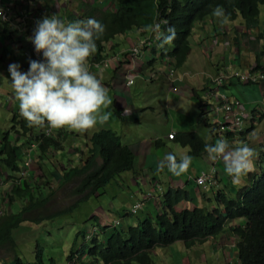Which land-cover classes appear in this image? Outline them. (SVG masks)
I'll list each match as a JSON object with an SVG mask.
<instances>
[{
	"label": "trees",
	"instance_id": "16d2710c",
	"mask_svg": "<svg viewBox=\"0 0 264 264\" xmlns=\"http://www.w3.org/2000/svg\"><path fill=\"white\" fill-rule=\"evenodd\" d=\"M44 1L47 10L54 8V5L51 6L54 0ZM217 6L225 10L229 20L235 21L241 16L248 29H252L257 26L259 7L264 6V0H82L84 18H95L106 26L103 36L96 41L97 49L90 63L101 64L106 58L103 44L115 36L141 30L157 22L162 23L163 29L167 27L164 24L167 21L175 26L177 37L170 45L171 48L161 56L168 58L172 66L180 69L186 64L192 51L190 39L195 24L213 15ZM126 57L128 60L125 63L130 64L129 55L126 54ZM194 96L195 99L198 98ZM197 101L201 117L204 110L201 102ZM16 119L17 115L13 118L14 124L10 131H4L0 138V151L5 155L2 160L14 172L19 171L20 155L25 144L18 146L16 139L10 138V135L23 134L16 129L17 123L20 124V129L27 130L25 120ZM89 131L86 146L88 156L80 159V165L71 167L70 170L64 168L62 172V182H74L73 192L82 195V200L101 195L99 190L118 175L127 171L136 173L135 149L132 146L120 140L112 129L96 127ZM63 134L65 136L59 133L58 137L30 135L24 143L38 142V151L42 157L50 149H66L68 139ZM175 136V140L179 139L181 143L190 145L192 156L197 157L205 150L206 143L195 131L178 132ZM260 161H264L262 153ZM189 183L194 190L195 187L201 190L192 181ZM33 190L34 185L29 186L28 182L12 187L10 201L24 200L26 205L16 213L0 216V250L11 249L15 245L14 230L22 224L53 220L71 211L66 209L48 214L42 208L50 201L49 196L38 197ZM194 190L170 187L159 192L156 197H147L145 202L154 203L156 200L154 217L147 212L144 220L136 225L120 228L111 226L110 223L106 225V222L103 226H98L104 237L99 239L93 231L87 238L88 243H83L77 252L78 257L86 255L87 264H154L152 256L158 248H167L181 242L186 249H192L209 239H222L227 234L235 240L238 258L235 264H264V167L259 172L251 173L249 184L241 188L235 198H229L227 192H218L214 199H208L211 204L209 207L196 203L192 197ZM184 202L190 203L180 207ZM31 213L39 214L41 218L29 219L27 216ZM127 215L133 214L129 212ZM51 260L55 264L54 259ZM17 261L16 264L24 263ZM33 264H45V255L40 250L36 253Z\"/></svg>",
	"mask_w": 264,
	"mask_h": 264
},
{
	"label": "crops",
	"instance_id": "0c3cea01",
	"mask_svg": "<svg viewBox=\"0 0 264 264\" xmlns=\"http://www.w3.org/2000/svg\"><path fill=\"white\" fill-rule=\"evenodd\" d=\"M7 1L10 2V0ZM2 2H5V0H2ZM263 9L264 6L260 7L259 22L257 26L252 29H248L241 18L234 22H230L227 19L226 23H222L220 18L216 17L214 14L207 17L203 21L196 23L190 39L192 51L186 64L193 63L199 72L201 70V64L204 63L203 60L207 59L208 62L212 64L211 66L218 71V75L226 68L240 71L253 68L256 65L264 67V11L263 13L261 12ZM4 29V25L0 24V42L5 43V48L0 45V53H4L7 56L6 61L0 60V95L3 93L7 97V112L9 115L7 117V121H9V117L11 116L10 128H12L14 124L13 118L17 113L19 101L15 99L16 96L12 88L11 77L8 82V93L1 89L3 81L2 78L10 76L8 67L11 63L20 64V70L23 71V50L16 49L12 44V39H4V33H2ZM12 30L14 29L12 28ZM22 33L15 31V35L17 36H20ZM130 33L133 34L130 35ZM139 36L140 31L134 30L123 36V38L122 36L114 38L113 42H117L119 44H112L109 54L113 56L116 55L117 57L122 56V61L120 62L123 63L117 62V67L113 66L108 70L100 69L102 71L95 74L107 88L108 97L112 101L110 105L106 107L102 106V113L110 112L116 117L114 118L111 114L109 119L103 123L97 120V124L93 128L103 127L112 129L119 135L120 140L135 149L136 176H134L131 172H128L130 174L125 176L132 186L137 187V191L131 192V196L136 197V195L139 194L138 197H140V195H144L145 192H149L151 190L155 192V189L162 191V188L166 190L170 187L185 188L192 191L194 190V187H192L193 185H191L189 181L194 183V179L196 178L198 171L200 169L211 167L212 165H215L217 169L218 178L217 187L213 190H225V192L228 190L229 193H231L236 187H243L242 185L244 183L248 185L249 174L243 178V181L239 184V186L234 185L231 177L226 173L225 164L222 159L217 160L216 162L211 160L205 150L202 151L200 155H197L199 157H194L191 155L192 149L189 144H183L179 141V139L175 140L168 138L170 132H175L177 134L178 132L183 133L185 131H195L201 136L205 143H213V141L216 142L217 139L214 138L213 134L209 133V126L200 119V110L197 109L194 96L195 93L200 95V92L208 85L209 82H211L212 79H209L202 84L199 80H196V78L193 79L191 77L189 80H185L184 77L178 78V89L177 85L170 86L166 83L168 81V83L171 84L167 75H165L166 81L160 77L158 80H155V83L167 84L169 89H173V91L176 90V94H171V90H169L171 96H173L172 99L165 101L163 99H159L158 95H156V90H160L161 86L157 85L155 91H148L149 84L153 81H148L147 77L149 75V71L153 70L156 65L154 63H149V61L154 58V50L156 49L157 52H159L161 48L154 44L152 49L147 51L141 59L136 60L134 63L124 64V55L127 54L133 45H135ZM124 41H126L127 44L120 43ZM92 58L93 56L89 57L86 62L92 60ZM214 62H216V64H214ZM157 64H162V62L157 61ZM127 71L130 72L131 75L136 74L135 76H138L137 79L141 78L145 82L136 87L133 95L132 90L127 89V86L125 85ZM106 74H109V76L107 75V78L105 76ZM118 78H122V80L117 82ZM233 81L234 80L226 84L225 91L230 89L231 92V94L227 96L240 100L245 105L248 112L255 117V119L259 120L258 126H260L264 122V118L261 117V115L264 114L261 102L264 100V86H247V89L244 91L246 98L238 97V93H236L233 89ZM145 93L149 96L144 98V102H142L141 106L135 105L136 99L144 97ZM151 100H155V102L150 103ZM10 101L13 103L11 104ZM3 129H6V126H0V138L2 136L1 132ZM74 131L75 133L70 135V139L72 140L69 141L71 145L69 152L66 153L63 150L61 153L58 152L61 156H53V159H57L59 161V165H55L53 163L50 159L52 155H49V152L47 155L40 157V152L37 150L35 161L41 165L39 168H31L28 173L33 174V185L36 184L37 189L39 190V192L38 190H35L34 192L37 195L40 193L38 197L48 195L53 190V184L50 182V178L48 176L52 173V167L53 170L55 169L59 171L61 173L60 176H62L64 168L80 165L79 158H83L85 155H88V148L86 146L90 131ZM252 132L253 134L250 136L249 145L256 150L257 156L254 158V171H258L261 167H264V161L259 162L260 154H264L262 152V149H264V142H262V133H259L258 129H255ZM61 135L64 134L61 132ZM11 137L12 136L10 135V138ZM19 137L20 136H16L18 144L21 143ZM230 145L233 144L230 143ZM76 147H78V151L75 149ZM81 149H83V151H81ZM49 151H51V149ZM85 151L86 154H84ZM168 154H175L178 159L184 154H188L192 157V164L188 171L189 175H185L186 180L182 181L180 179L181 175H173L167 167H164L162 171H158V166L165 162V158ZM3 157L2 151H0V216L7 213H13V209L17 210V202L20 201H10L9 199L6 201L3 198V195L6 194L8 190L10 192L16 183L14 175L12 176L14 171H11L9 166L2 160ZM49 163L51 164L50 167H48ZM47 169H49V171ZM149 170L157 172V179L154 178L153 175H148ZM43 181H49V183L44 185ZM158 182L159 185H157ZM211 191L212 190H209L205 193L195 187L192 197L195 198L198 205L209 207L211 204H209L208 199L213 196ZM155 194L157 195L158 193L155 192ZM155 201L156 200H154V203ZM189 203L190 202H184L180 207L188 206ZM22 205L23 203L21 202L20 209L23 207ZM152 208L154 207L148 205L146 212L152 213ZM72 212L73 211H70L66 215ZM99 212H101L100 216H98ZM90 215L95 222V224L91 226V230L98 233L97 237L101 239L104 237V234L98 230V226H103L106 222L107 225L110 222L107 220L103 210H93L88 216ZM77 233V238L79 236L82 238L85 236V233L83 232L77 231ZM220 240L221 238L209 239L204 243H213L211 249L213 248L214 251L219 252ZM76 243V241H68L64 243V247L68 248L70 251H77ZM200 247L201 245L198 244L190 250L187 249V252L190 255H196L198 252L202 255ZM169 252L174 253L175 251L168 249V253ZM175 253L179 254L178 252ZM184 258L183 264H185ZM188 258L189 264H198V262H201L198 257H194L192 259L190 257ZM194 260H196V262H194ZM163 263L167 264L166 260Z\"/></svg>",
	"mask_w": 264,
	"mask_h": 264
},
{
	"label": "clouds",
	"instance_id": "9594fccd",
	"mask_svg": "<svg viewBox=\"0 0 264 264\" xmlns=\"http://www.w3.org/2000/svg\"><path fill=\"white\" fill-rule=\"evenodd\" d=\"M13 1L14 3H27L28 5L31 2H36L39 5L43 3L44 6L40 7V10L38 11H43L46 9V3L44 0ZM53 5L55 8L58 7L59 3L57 0H54L53 3L51 2V6ZM54 11V8L47 10V13L44 14L45 16L43 18L39 17L36 23L31 26L30 30H28L26 33H22L20 36L15 35V31L12 30L10 23L0 19V24L4 25L5 27L2 32L4 33V39H12V44L14 47L18 50H23L22 55H24V52L26 51V44L30 39L34 45L36 53L42 54L43 57L42 60L29 59V61H25L23 58V71L20 70V64H9L8 71L10 76L4 77V79H7V86L11 77L12 88L16 96L15 99L19 101L16 113V121H19L22 118L25 120V124L27 125V130L23 131L20 129V124L17 123L16 129L23 134L12 135V138L16 139V136H20L19 138L21 143L25 144L23 147V153L21 155H23V159L25 156H29L31 158L30 164L26 168L24 174L22 173L25 170L23 166V159L21 160L20 158L19 171H16L12 174V176L14 175V180H16L15 186H18L19 184L22 185V183L27 184V182L29 186L33 185V175H31L29 180L26 178L30 169L33 168L31 167V162H33L36 158V152L38 150L39 143L35 141L24 143L27 141V138L30 135L42 134V136L47 137H58L59 133L62 132L67 135V139L69 141L70 135L75 133L74 130L78 132H86L97 124V120L103 123L109 119L111 113H102V106L106 107L110 105L112 101L108 97L107 88L92 72L99 71L100 69L108 70L113 66L117 67V62L123 63L120 62L122 61V56L117 57L116 55L113 56L109 54L110 48L112 44H119L117 42H113L114 38L125 36L131 32L129 31L127 34L117 35L111 41L103 44L105 46L103 53L106 55V58L102 60L101 64L90 63L91 60L86 62L88 58L94 55L96 52V41L103 36L106 26L102 22L92 17L86 19L84 17H82L83 19L74 18L72 21H69V14L66 19L63 20L58 16H54L56 13ZM0 15H2V10H0ZM214 15L220 18L222 23L227 22L228 18L225 15V10L221 6H217V8L214 9ZM239 18H241L245 26L248 27L246 21L241 16H239L237 19ZM229 21L234 22L231 20ZM164 24L167 25V27L163 29L162 23L157 22L152 25H147L146 28L141 30H136L140 31V36L137 38L135 45L130 48L127 54L129 55L130 63H134L136 60L141 59L147 53V51H150L154 44L157 45L161 49L159 52H157L156 49L154 50V58L151 61L154 64H157V61H161L164 66L169 68V74L166 75L171 85L174 86L177 85L178 81V78L174 79L173 77L174 74H176V67L171 65L168 58L162 57L161 55L162 53H166L169 50L164 48L166 45L173 44V41L177 37V33L175 26L168 24L167 21H164ZM120 43L127 44L126 41ZM107 44L109 45L107 46ZM0 45L5 48L4 42H0ZM134 48H136L134 50L136 53H139L140 51V54L137 57L132 56V51ZM6 58L7 56L4 53H0V60L6 61ZM127 60L128 59L125 54L124 63L127 62ZM104 63H107L108 66H103ZM214 64H216V62H214ZM93 65H98V67L94 68ZM92 68H94V70ZM254 74L264 75V67H259L256 65L253 68L240 71L226 68L221 71L215 79H212L206 87H204V89L200 92V95L195 93V95L198 97L197 99L203 106L204 114L200 117V119L205 124H207L205 117L207 109L209 107H214L217 104H221L219 98L222 96H225L230 102L238 101L242 106V111L244 112L247 121L246 127L243 128V130H239L238 132L232 131L231 133L223 135H213L214 138L217 139L216 142L213 141V143L205 144V151L211 160L215 162L217 160H223L226 173L231 177L232 183L234 185L241 184L243 178L248 174L250 180L251 173L260 171H254V158L257 156V153L256 150L249 145V136L251 135L250 131L253 127H255L258 119H255V117H253L248 112L245 105L240 100L234 97H228L224 92L226 89V84L230 83L232 80H237V82L246 86H264V78L258 79L256 76H254ZM135 75H131V73L127 71L125 79L126 86L128 79L133 77V84L131 86H127L128 89H131V87L134 85L135 80L138 77ZM189 76H192V73H189ZM152 77L153 76L149 74L147 80L151 81ZM242 77H249V79L246 80ZM175 91L176 90H174V92ZM203 91L205 92L203 93ZM197 99H195V101L198 109ZM261 117L264 118L263 114ZM250 126L252 128H250ZM47 127L51 129L49 133H47ZM171 133H174L173 137H170ZM209 133L213 134L211 128H209ZM175 134V132H170L168 138L176 139ZM17 140L18 139H16V141ZM21 143L18 144L17 141L18 146L21 145ZM230 143L235 146L230 145ZM2 155L5 156L3 153ZM80 159L81 157L79 158V163ZM259 162H261L260 157ZM191 164L192 157L188 154L180 156L179 159L175 154H168L165 158V162L158 166V171H162L164 167H167L173 175L180 176L189 171ZM212 169H214L215 173L213 178L209 179L208 185L204 188L198 186L197 179L199 172L201 170L209 171ZM127 172H131L134 174V176H136L134 171ZM198 175L194 179V183L199 189H201V191L205 193H207L209 190H212V199H214L216 193L225 192V190H213L218 184L217 169L215 165L200 169L198 171ZM48 183L49 181H46L44 182V185ZM35 190H38L36 184H34L33 191ZM154 191L159 194V192L161 193L164 190L162 188V191L158 189H155ZM10 192H12V189ZM155 192L152 190L145 192L144 197L137 202L144 203L147 197L154 195L156 197L157 195ZM39 194L40 193H38V195ZM136 203L132 205V208ZM42 209L48 214L52 211L49 204H46V206ZM130 212L132 213V211ZM36 217L41 218L39 214H37ZM29 223L33 224L34 222L29 221ZM115 223L110 222V225L119 226V223L117 225H115ZM15 245H13L11 249H13ZM80 247L77 249V251L74 250L70 252L71 259L68 260L67 258V264L88 263V258L86 255L82 258L78 257L77 252L79 251ZM39 250L40 247L37 248L35 253H37ZM85 259L86 262H84ZM17 260L23 263L19 258L16 257V262H18Z\"/></svg>",
	"mask_w": 264,
	"mask_h": 264
},
{
	"label": "rangeland",
	"instance_id": "374dc122",
	"mask_svg": "<svg viewBox=\"0 0 264 264\" xmlns=\"http://www.w3.org/2000/svg\"><path fill=\"white\" fill-rule=\"evenodd\" d=\"M44 2V1H43ZM59 3L58 7L55 8L56 13L54 16H58L61 19L65 20L68 16V20L72 21L75 19H83V11L81 7L82 0H57ZM44 6L43 3L40 4V7ZM264 9L261 10L263 13ZM73 14V15H72ZM263 15V14H262ZM45 15L41 14L40 18H43ZM133 33H130L132 35ZM123 38V36H122ZM109 44H107L108 46ZM171 46H165L164 49H169ZM204 63L201 64V70L198 72L196 69V66L193 63H187L180 69H175L176 74H174V79L176 78H182L184 77L185 80H189L191 77L196 80H199L200 83L204 84L209 79H215L218 76V71H216L215 68H213L211 63L208 62L207 59L203 60ZM102 71V70H99ZM99 71L92 72L93 74H97ZM189 73H192V76H189ZM149 74H151L152 77V83L149 84V90L148 91H155L156 86L159 85L160 90H156V95H158L159 99L170 100L173 98L171 94H176L173 89H169V86L171 84L166 82L167 84H161V83H155V80H158L160 77H162L165 80V75L169 74V68L162 64H156L154 69L149 71ZM107 75L106 74V78ZM103 76V75H102ZM194 76V77H193ZM2 87L1 89L8 93V86H7V79L2 78ZM122 80V78H118L117 82ZM1 81V78H0ZM166 81V80H165ZM145 83L141 78H138L135 82V86L133 85L131 87L132 95L135 91L136 87L139 85H142ZM178 89L179 86L177 85ZM128 89V87H127ZM233 89L238 93V97H245L244 91L247 89V86L240 84L237 82V80L233 81ZM171 90V94L170 91ZM147 93V92H146ZM144 94V97H139L136 99L137 106H141L142 102H144V98L148 97ZM226 95H230V89L225 91ZM237 96V95H236ZM246 98V97H245ZM151 102H155V100H151ZM262 102V108L264 109V100ZM13 102H11L12 104ZM10 104V105H11ZM9 105V106H10ZM8 100L7 97L2 93L0 95V126L4 127L6 126V129H3L1 134L4 131H10L11 127V116L9 117V121H7L8 112ZM113 115V113H111ZM115 118L116 116L113 115ZM264 117V114H263ZM259 120L255 127H251V134H253V130L258 129L259 133H262V139L264 142V122L258 126ZM258 133V134H259ZM255 134V133H254ZM256 135V134H255ZM251 136V135H250ZM249 136V138H250ZM70 139L69 141H71ZM66 143V149L64 150L66 153L69 152V149L71 147L70 142ZM83 151V149H81ZM61 150H53L49 152V155L51 156V160L55 165H59V161L57 159H53V156H61L60 153ZM262 152L264 153V149H262ZM86 154V151L84 152ZM88 156V155H87ZM85 155L86 158L87 157ZM199 157V156H197ZM21 160L23 159V155H20ZM100 161V159H98ZM41 164H39L37 161L31 162V167L39 168ZM51 164H48V167H50ZM68 167V166H67ZM71 167L69 166L67 169L70 170ZM49 171V169H47ZM52 173L49 174L50 182L53 184V190L48 195L50 198V201L48 204L50 205V208L52 212H61L66 209H70L73 211L72 213L55 218L53 220H47L41 223L42 221H39V223H33L30 224L29 222L22 224L19 228L14 230V239H15V247L10 250L2 249L0 250V264H16V257L19 258L24 263H30L33 264L35 262L36 258V250L38 247H40V251L44 253L45 255V264H53L51 259H54L55 264H67V258L70 255V250L68 248L64 247V243L68 241H76V249L80 247L83 243H88L87 237L93 233L91 230V226L95 224L94 220L92 219L91 215H89L90 212L93 210H103L104 214L106 215V218L109 222H118L119 227H127L128 225L138 224L140 221L144 220L147 212L146 208L148 205L154 207V204L152 201L150 202H144L142 205V209L138 212L136 215H127L131 211L132 205L136 203L137 201L141 200L144 195L137 194L135 196H131V192L137 191V187L132 186L129 181L125 178V176H128L130 173L124 172L118 176H116L115 179H113L109 185H107L105 188L99 190V193H102L99 196H91L90 198L86 200H82L83 196L80 194H75L73 192L75 183L74 182H68V184H65V182H62V176L61 173L57 170H53L52 167ZM13 174V173H12ZM31 173H28L27 180L31 178ZM123 175V178H122ZM148 175H153L154 178L157 179V172L156 171H148ZM185 175L188 176L189 173L186 172L181 175V180H186ZM7 181V180H5ZM46 182V181H43ZM159 185V182L157 183ZM155 185V186H157ZM239 186V185H237ZM243 187H236L234 191L229 193L227 190V196L229 198H235L237 196V192L241 189L246 187L247 185L244 183L242 185ZM193 187V186H192ZM164 190V188H163ZM194 194V193H193ZM12 195V192L7 191L6 194L3 195V198L7 201V199L10 198ZM23 203L22 206L26 205V201L20 200L17 202V210L20 209V203ZM9 203V202H8ZM16 209H13V213L17 212ZM155 211H153L151 216H155ZM10 213H7L5 215H8ZM66 214V213H65ZM101 212H99L100 216ZM4 215V214H3ZM37 216L36 213H31L27 217L29 219H33ZM240 222V221H237ZM41 223V224H40ZM77 231L85 233L84 238L79 236L77 238ZM98 234V233H97ZM101 236V235H100ZM225 236V237H224ZM222 239L220 240V251H214V249H211V246L213 243H204L201 244V253L199 252L195 254H189L187 249L185 248L184 244L181 242H178L170 247L167 248H158L153 252V261L154 264H164L163 262L166 260L167 264H183V258L184 263L189 264V258L191 259L194 257H198L199 261L198 264H235L238 260L236 252H235V240L231 237H229L227 234H225ZM168 249H172L177 253H168ZM228 251V252H227ZM184 253V254H183ZM231 253V255H230ZM86 262V259L84 260ZM196 262V260H194Z\"/></svg>",
	"mask_w": 264,
	"mask_h": 264
},
{
	"label": "built area",
	"instance_id": "2783aa9c",
	"mask_svg": "<svg viewBox=\"0 0 264 264\" xmlns=\"http://www.w3.org/2000/svg\"><path fill=\"white\" fill-rule=\"evenodd\" d=\"M26 6V7H24ZM0 10H2V15H0V19H3L5 22L11 24V27L18 33L27 32L30 30L31 26L36 23L37 19L41 14L47 13V10H40V5L36 2H31L29 5L27 3H14L13 0L2 2L0 0ZM22 26V28H21ZM145 43V42H144ZM143 43V45H144ZM143 47V46H142ZM141 47V48H142ZM133 49L132 56L137 57L140 54L136 53ZM23 58L25 61H29V59L42 60V54H37L34 45L29 39L26 44V51L24 52ZM105 67H107V63H104ZM94 68H97L98 65H93ZM256 78L262 79L264 75L254 74ZM244 79H249V77H242ZM133 84V77H130L127 82V86H131ZM221 104H217L214 107H209L206 113V120L209 128L213 132V135H223L227 133H231L232 131L243 130L246 127L247 121L242 111V106L238 101H229L225 96L219 98ZM51 131L50 128L47 127V133ZM174 133L170 134V137H173ZM31 158L29 156H25L23 159L24 171L30 164ZM214 169L206 171L201 170L198 175L197 184L200 187H206L208 185L209 179H212L214 176ZM143 202H137L133 208L132 213L134 215L138 214V212L142 209ZM118 223H115L117 225Z\"/></svg>",
	"mask_w": 264,
	"mask_h": 264
}]
</instances>
